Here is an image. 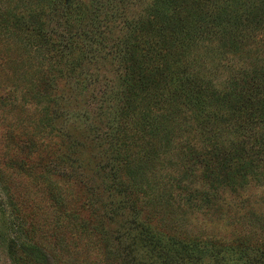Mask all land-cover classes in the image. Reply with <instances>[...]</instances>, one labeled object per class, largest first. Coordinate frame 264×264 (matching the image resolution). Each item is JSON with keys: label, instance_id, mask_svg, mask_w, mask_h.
Returning <instances> with one entry per match:
<instances>
[{"label": "trees", "instance_id": "1", "mask_svg": "<svg viewBox=\"0 0 264 264\" xmlns=\"http://www.w3.org/2000/svg\"><path fill=\"white\" fill-rule=\"evenodd\" d=\"M125 2L0 0V28L6 36L18 31L19 46L35 52L40 75L31 98L45 101L42 110L49 125L58 116L60 95L53 91L45 96L46 86L54 90L67 77L76 84L93 77L96 71L87 73L84 62L97 61L112 42L113 51H107L117 68L100 100L113 105L102 110L104 129H94L92 138L103 136L108 142L109 169L103 178L117 186L116 208L130 202L131 211L140 216L136 201L148 194L147 173L177 142L179 174L189 193L204 198L198 201L205 204L202 208L219 201L221 206L215 207L223 210L224 191L237 193L248 183L264 181V0H148L132 17L126 16ZM113 23L121 26L111 37L108 24ZM185 132L190 138L179 140ZM2 169L0 165V183L6 184ZM193 177L207 187L192 188ZM46 183L51 205L59 204L56 215L69 218L59 225L81 233L84 225L70 220L75 214L61 205L65 189L54 191L51 180ZM3 190L8 207L0 202V214L8 209L10 217L0 239L10 264H82L33 240L34 229L26 227L17 196ZM218 217L219 229L207 236H186L171 218L130 220L131 240L106 257L118 264H264V237L224 235L220 220L225 218ZM259 218L256 214L264 229V217ZM63 231L53 245L68 250Z\"/></svg>", "mask_w": 264, "mask_h": 264}, {"label": "rangeland", "instance_id": "2", "mask_svg": "<svg viewBox=\"0 0 264 264\" xmlns=\"http://www.w3.org/2000/svg\"><path fill=\"white\" fill-rule=\"evenodd\" d=\"M146 1L126 0L123 7L126 16L140 13ZM108 26H111L112 37L121 25L113 23ZM11 30L20 29L12 27ZM3 32L0 28V165L6 173V184L0 183V202L7 208L6 191L3 189L6 187L13 191L17 196L14 200L20 205V215L28 224L26 227L34 229L33 240L47 244L54 252L62 254L61 258L65 260H72L74 256L82 264H118L106 254L131 240L130 220L155 222L160 218L167 221L171 218L175 224L181 225L186 236L195 233L207 236L219 229L215 217L222 215L225 219L220 220V225L224 235L245 232L256 238L264 237V229L255 219L256 214L259 219L264 217V181L248 183L237 193L224 191L222 203H227L222 204L223 210L215 207L221 206L219 201L211 208L209 205L202 208L205 204L198 201L204 198L193 191L190 194L186 180L180 178L177 164L180 146L177 142L163 162L145 176L150 184L144 200L136 201L140 204L138 209L141 207L140 216L131 211L130 202L125 207L120 206L124 207L122 210L116 208L120 201L117 186L110 183L109 178H103V173L109 169L105 164L111 152L108 142L102 139L103 136H98L96 140L92 138V134L104 129L106 117L102 110L113 105L100 100L107 90L105 82L113 77L114 68H117L107 51H113L112 42H108L97 61L84 62L87 73L96 71L93 77H85L80 84H76L73 77H67L57 83L54 90L46 86L45 96L53 95V91L56 96L60 95L56 105L58 116H55L54 124L49 125L42 110L45 101L31 98L40 75L36 54L24 45L19 46L17 42L21 41V37L16 39L18 31L7 36ZM46 68L42 65L41 69L47 77L52 76ZM88 128L91 131L86 130ZM187 134L185 132L179 140L190 138ZM48 180H51L52 184H49L53 185L54 191L65 189L62 190L65 200L61 205L68 213L75 214L76 217L70 220H78L84 225L81 233L59 225L69 218L59 219L56 215L59 210L55 207L59 204L53 202L51 205L49 192L45 191ZM206 187L199 177H193L192 188ZM142 196L139 195L140 198ZM166 198L171 206L166 204ZM8 211L0 214V233L7 234ZM227 221L232 224L228 226ZM61 229H64L62 233L69 244L68 250L53 245L60 237ZM137 253L139 258L143 256L142 250ZM0 264H10L2 239Z\"/></svg>", "mask_w": 264, "mask_h": 264}]
</instances>
